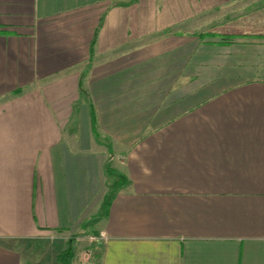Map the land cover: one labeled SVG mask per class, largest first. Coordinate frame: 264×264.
Returning a JSON list of instances; mask_svg holds the SVG:
<instances>
[{
  "label": "crops",
  "instance_id": "1",
  "mask_svg": "<svg viewBox=\"0 0 264 264\" xmlns=\"http://www.w3.org/2000/svg\"><path fill=\"white\" fill-rule=\"evenodd\" d=\"M237 1L0 0V264H264V32L208 20Z\"/></svg>",
  "mask_w": 264,
  "mask_h": 264
},
{
  "label": "rangeland",
  "instance_id": "2",
  "mask_svg": "<svg viewBox=\"0 0 264 264\" xmlns=\"http://www.w3.org/2000/svg\"><path fill=\"white\" fill-rule=\"evenodd\" d=\"M255 4V3H254ZM250 3V0H240L236 3L232 2L230 4L225 5V7L222 9V12L220 14H217L213 17H210L209 24L211 27V30H220L223 32H250V30H254L259 32H264V4L258 3L257 5H254ZM257 6V7H256ZM256 10L261 11L262 14H260L261 21L258 25L251 24V17H255L256 15L253 13L256 12ZM256 18V17H255ZM254 18V19H255ZM260 21V20H259ZM252 27V28H251ZM229 38L223 36L221 37V41L224 42V40H228ZM89 236L76 244V247L74 249V258L71 262V264L74 262V264H98L99 258L95 257V254H92V256H89V252L93 249V244L98 241L97 238L94 241H89ZM58 245L65 244V240H57ZM53 241L46 240L41 241L40 244H36L34 246L30 245L26 251V264H57L55 261V254L58 252H62L64 250V247L61 249H58L53 245ZM92 245V246H91ZM59 246V247H60ZM63 246V245H62ZM32 249L33 252L31 251ZM32 252V253H31ZM40 256V258H39ZM94 256V257H93ZM44 257V259H43ZM30 259H32L30 261Z\"/></svg>",
  "mask_w": 264,
  "mask_h": 264
},
{
  "label": "trees",
  "instance_id": "3",
  "mask_svg": "<svg viewBox=\"0 0 264 264\" xmlns=\"http://www.w3.org/2000/svg\"><path fill=\"white\" fill-rule=\"evenodd\" d=\"M93 133L96 135L94 128H93ZM111 158H112V151L109 148L108 162H110ZM110 172H113V169L110 168L109 166L107 167L105 166V174L108 175ZM122 180L123 177L120 175L118 181L114 184L113 189L109 192V195H111L112 193H116V191L124 185ZM73 258H74V252L70 246H67V248L60 253V256L57 257V262L59 264H71Z\"/></svg>",
  "mask_w": 264,
  "mask_h": 264
},
{
  "label": "built area",
  "instance_id": "4",
  "mask_svg": "<svg viewBox=\"0 0 264 264\" xmlns=\"http://www.w3.org/2000/svg\"><path fill=\"white\" fill-rule=\"evenodd\" d=\"M88 239H89V241H94L96 238L95 237H89Z\"/></svg>",
  "mask_w": 264,
  "mask_h": 264
}]
</instances>
